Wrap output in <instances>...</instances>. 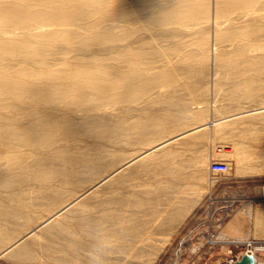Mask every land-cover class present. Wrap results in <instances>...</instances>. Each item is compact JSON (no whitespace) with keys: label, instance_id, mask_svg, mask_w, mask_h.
I'll return each mask as SVG.
<instances>
[{"label":"rangeland","instance_id":"374dc122","mask_svg":"<svg viewBox=\"0 0 264 264\" xmlns=\"http://www.w3.org/2000/svg\"><path fill=\"white\" fill-rule=\"evenodd\" d=\"M210 10L212 13V6ZM204 21L200 26L208 34L207 51L198 49L194 41L198 35L191 34L189 29L156 38V43L169 47L188 40V47L182 50L186 58L176 60V65L173 59L172 69H168L165 77L141 85L138 92L129 96L131 99L119 100L122 98L113 94L94 107L91 115L102 117L105 123L95 135L74 133L70 139L55 142L54 150L71 149L72 155L93 156L88 167L80 162L76 165L77 175L67 179L63 175H54L56 178L49 175L42 179L38 176L41 171H35V163L28 158L30 161L27 159L15 170L12 168L9 177L0 176V252L78 196L84 185L94 184L107 172L166 137L212 118L225 119L158 147L155 160L141 164L140 158L129 163L95 193L79 197L70 211H63L64 215L49 221L51 224L47 222L37 228L11 251L0 253V264H230L229 258L243 250L242 243L234 241L264 239V221H256V213L264 214V201L258 198V187L264 183V116H260L264 115V109L252 112L264 105V62L214 66L213 25ZM138 27H134L135 36L132 35L130 42L137 38L150 40L148 36L154 30ZM104 36L108 37L103 34L96 41ZM120 41L100 48L101 54L111 56L112 49L111 54H116L123 48L124 42ZM90 50H96L94 45ZM68 54L73 56V52ZM250 55L264 56V52ZM156 62L154 73L162 64ZM49 105L53 104L46 107ZM29 106L28 102L20 105ZM72 113L75 118L84 115L80 109ZM237 113L240 115L232 116ZM145 116L164 118L166 128L158 135H151L149 131L154 128L144 129L139 123L140 117ZM22 119L26 124L30 117L26 115ZM57 138L51 136L52 140ZM26 147L23 145L21 149L30 154L32 148ZM98 151L102 153L100 157L96 156ZM211 160L227 162L229 171L211 174ZM56 164L60 165V161ZM8 166L0 164V171ZM21 172L27 173L25 178L19 177ZM47 202L55 203L44 209ZM55 223L63 224L64 228L58 226L59 229ZM185 235L187 239L181 244ZM194 236L203 237L202 245L194 243Z\"/></svg>","mask_w":264,"mask_h":264},{"label":"bare ground","instance_id":"6f19581e","mask_svg":"<svg viewBox=\"0 0 264 264\" xmlns=\"http://www.w3.org/2000/svg\"><path fill=\"white\" fill-rule=\"evenodd\" d=\"M210 4H212V13ZM203 20L213 25L214 66L264 62V56L250 55L264 52V27L261 25L264 24V0H0V164L9 165L7 169L0 171V176L7 174L9 177L8 175L12 174H9L10 170L14 167L15 170L28 158L35 163L33 167L35 171L45 173H37L42 179L49 175L53 177L63 175L65 179L77 175L76 168L80 162L88 167L93 156L90 158L91 155L85 153L79 154L80 156L77 153L72 155V152L69 154L71 149L69 152L63 149L54 150L55 142L70 139L74 133L95 135L105 123L102 117L91 115L94 107H99L113 94L122 98L119 100L124 101V98L127 100V97L138 92L141 85H146V82L154 83L165 77L169 73L168 69H172L170 64L174 62L173 59L176 65V60L186 58L182 53L186 50L185 47H188V40L179 42L180 46L169 47L156 43V38L168 37L174 31L189 29L191 34L198 35L194 38L198 49L203 51L206 48L207 51L208 34L201 28L202 25L200 26ZM137 26L143 28L146 26L150 31L154 30L152 35L148 36L150 40L137 38L130 42L134 27ZM140 27L138 28L141 29ZM117 31L121 33H116ZM103 34L108 37L104 36L103 40L96 41ZM120 40L124 42L123 48L116 54H111L113 49L111 56L101 54L100 48ZM91 45H94L96 50L91 52ZM149 50L152 53H149ZM69 52H73V56L68 57ZM87 52L91 53L87 54ZM157 60L162 64L158 68L160 70L154 73ZM25 102L30 103L29 108L20 107ZM49 103L53 105L47 108L46 104ZM77 109L83 110L84 115L79 118L72 116V112ZM261 109H264V105L252 112ZM240 113L232 116H238ZM26 115L30 120L24 124L20 120ZM223 118L225 119V117L220 119ZM140 119H138L139 123L144 129L154 128L149 131L151 135H158L166 128L164 118L145 116ZM220 119L212 118L190 130L166 137L159 144L152 145L123 165L107 172L94 184L89 185L90 182L84 185L80 189L84 190L78 196L67 201L43 219L37 227L0 253L10 250L21 240L23 242V238L47 222L51 224V220H55L63 211H70L72 209L70 207L79 200V197L94 192L129 163L140 158H142L141 164L155 160L157 158L155 151L158 147L206 125L216 124ZM51 136L58 138L52 140ZM21 145L32 148L29 155L27 152L24 153ZM101 154L98 151L96 156L100 157ZM59 161L60 165L56 164ZM23 173L21 172L19 177L25 178L27 173L25 175ZM34 178L39 180L40 177L34 175ZM54 203L47 202L44 209L52 207ZM256 221H264V214L256 213ZM53 227L55 229V226ZM60 227L64 228L63 224ZM254 256L255 264H264L258 256Z\"/></svg>","mask_w":264,"mask_h":264},{"label":"built area","instance_id":"2783aa9c","mask_svg":"<svg viewBox=\"0 0 264 264\" xmlns=\"http://www.w3.org/2000/svg\"><path fill=\"white\" fill-rule=\"evenodd\" d=\"M228 171H229V164L223 160H211L209 163V172L213 175L225 174ZM258 188H259L258 189V198H260L262 201H264V183H262V185H259ZM212 200H213V198L210 197V203H212ZM187 236L188 235H185L182 238L181 244L186 241ZM199 236L198 237L194 236V238H195L194 243H197L200 246V245H202L203 237H199ZM234 242L242 243L243 250L240 252L239 255H237L235 257L231 256L229 258L230 264H233L238 259H240V257L243 255V253L244 254H253V255L258 256L260 259L264 260V258H262V257H264V239L257 240V239H253V238H247V239L242 240V241H234Z\"/></svg>","mask_w":264,"mask_h":264},{"label":"water","instance_id":"95a60500","mask_svg":"<svg viewBox=\"0 0 264 264\" xmlns=\"http://www.w3.org/2000/svg\"><path fill=\"white\" fill-rule=\"evenodd\" d=\"M233 264H255V256L252 254H244Z\"/></svg>","mask_w":264,"mask_h":264}]
</instances>
